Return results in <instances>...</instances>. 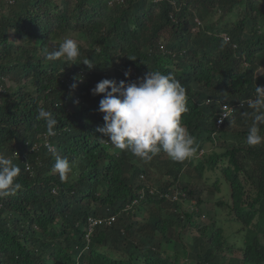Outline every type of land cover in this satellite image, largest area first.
I'll return each mask as SVG.
<instances>
[{
    "label": "trees",
    "instance_id": "1",
    "mask_svg": "<svg viewBox=\"0 0 264 264\" xmlns=\"http://www.w3.org/2000/svg\"><path fill=\"white\" fill-rule=\"evenodd\" d=\"M1 2L7 10L0 11V155L19 166L16 182L23 187L0 198V264H187L162 248L180 243L187 224L200 230L189 243L193 255L183 251L194 264H264V143H246L253 121L242 116L252 111L248 100L256 86H264V72L256 74L264 66L260 0ZM72 33L79 58L47 60ZM224 36L230 42L222 48ZM150 71L171 73L186 89L189 110L181 124L195 138L196 152L184 162L163 151L145 161L115 149L97 130L104 126L103 94L90 89L102 79L134 82ZM70 81L75 95L68 93ZM220 104L233 111L216 127ZM41 107L58 121L56 135L47 138L72 165L67 182L39 143L46 136V122L37 119ZM160 164L172 179L150 193L144 178ZM217 168L229 187L233 219L244 228L239 261L220 254L226 240L220 229L208 232L172 199L178 192V199L191 200L199 192L191 189L193 179ZM202 201L197 197V205ZM144 211L147 218L134 220ZM113 214L110 225L84 238L89 216Z\"/></svg>",
    "mask_w": 264,
    "mask_h": 264
},
{
    "label": "clouds",
    "instance_id": "2",
    "mask_svg": "<svg viewBox=\"0 0 264 264\" xmlns=\"http://www.w3.org/2000/svg\"><path fill=\"white\" fill-rule=\"evenodd\" d=\"M229 42L230 38L224 36L221 47H226ZM79 56L77 42L65 38L54 51L47 54L46 59L55 61L63 58L75 62ZM82 63L88 69L94 67L88 59ZM124 75L127 78L130 71H125ZM90 93L93 96L103 94L98 111L103 114L104 126L97 130L108 137V142L115 149L129 151L145 161H150L163 151L172 161L184 162L196 152L195 138L181 124L182 114L189 110L186 89L171 73L165 75L160 71H150L142 79L127 83L123 80L102 79L90 89ZM248 107L252 111H244L242 116L251 118L253 123L246 143L258 146L264 143V136L260 135V127L264 126V86H256L255 96L248 100ZM223 118L228 119V113H223ZM37 119L46 122V136L56 135L58 121L52 112L41 107ZM46 148L55 158L53 171L62 182H67L73 172L69 160L62 158L53 144L46 143ZM20 171L11 159L0 155V198L15 195L22 189V184L16 182ZM132 202L135 203V200Z\"/></svg>",
    "mask_w": 264,
    "mask_h": 264
},
{
    "label": "rangeland",
    "instance_id": "3",
    "mask_svg": "<svg viewBox=\"0 0 264 264\" xmlns=\"http://www.w3.org/2000/svg\"><path fill=\"white\" fill-rule=\"evenodd\" d=\"M262 5L264 6V0H260ZM7 6L1 2L0 3V11L5 12L7 10ZM2 9V10H1ZM6 14V13H5ZM215 16H217L215 14ZM235 18V17H234ZM203 22H206L205 20ZM76 33H72L71 36L67 38L77 39ZM82 42V41H81ZM264 66H261L260 69L256 71V74L263 73ZM11 86L15 85L13 81H10ZM68 93L71 95H75L76 89L73 87V81L69 82ZM80 102L79 99H75L74 104ZM71 110L72 106H68ZM143 178V176H141ZM141 178V179H142ZM147 180L153 187H157L163 181L169 180L171 181L172 177H170L166 173V166L163 165H155L151 167V170L148 174V178H144ZM189 180V177L184 175L181 180ZM218 179V180H217ZM192 181V180H191ZM217 181L218 188L215 186V182ZM191 189L199 190L195 197L191 200L180 198L177 200L180 211L184 213L190 214L195 222L202 220L206 225V230L208 232L213 231L214 229H220L223 233L225 243L220 248L219 252L222 255H225V258L231 257L235 258L238 261L242 256V244H243V234L244 228L243 226L233 219V215L230 212V197H229V187L226 185L225 180L223 178L222 171L217 168L215 170H207L203 176L198 178L197 180L193 179V183L191 185ZM197 197H201L203 201L197 205ZM147 208L154 207V205H146ZM168 209V206H164L162 209ZM152 209V208H150ZM134 220H138L140 222L143 219L148 217V212L144 211L142 214H135ZM183 221H187V219H183ZM182 230L180 231L179 240L180 243H164L163 250L166 253L165 255H171V257H178L181 261H186L187 264H194V261L190 256H184L183 251H188L189 255H193L194 251L189 244L191 238L198 235L200 230H198L197 226H193L190 224L185 225V227H180ZM261 241L264 243V238H261ZM116 256H126L127 253L118 254L116 252ZM232 261L231 263H233ZM226 260L217 264H229ZM235 264V263H234ZM240 264V263H237Z\"/></svg>",
    "mask_w": 264,
    "mask_h": 264
},
{
    "label": "built area",
    "instance_id": "4",
    "mask_svg": "<svg viewBox=\"0 0 264 264\" xmlns=\"http://www.w3.org/2000/svg\"><path fill=\"white\" fill-rule=\"evenodd\" d=\"M227 106V108L225 107ZM233 111V106L230 104H220L219 106V111L218 115L216 117V127H219L222 125L223 121L226 118H223V113H228V116L232 113ZM40 145H44L46 147V143H50L47 136L44 135V138L40 140ZM27 170L30 169V165L26 163ZM150 193H156L155 188H150L149 190ZM172 199L178 200V192H175L174 195L172 196ZM115 215H108V216H90L87 218L86 224H85V231H84V238H86L87 241H89V238L95 231V229L99 226H105V225H110L114 220H115Z\"/></svg>",
    "mask_w": 264,
    "mask_h": 264
}]
</instances>
